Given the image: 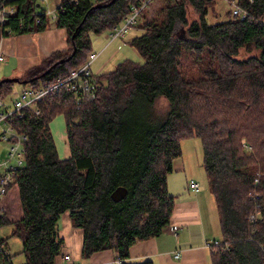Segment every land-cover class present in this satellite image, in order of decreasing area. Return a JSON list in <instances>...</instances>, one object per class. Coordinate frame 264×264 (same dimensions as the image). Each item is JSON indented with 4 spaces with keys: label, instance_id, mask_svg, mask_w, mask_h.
<instances>
[{
    "label": "trees",
    "instance_id": "16d2710c",
    "mask_svg": "<svg viewBox=\"0 0 264 264\" xmlns=\"http://www.w3.org/2000/svg\"><path fill=\"white\" fill-rule=\"evenodd\" d=\"M211 1L164 0L130 43L145 64L125 60L100 75L96 101L78 107L63 87L38 105L39 115L26 110L11 122L28 141L0 228L13 225L26 264H55L63 255L59 222L66 213L84 232L83 259L112 250L120 264H154L131 262L130 250L170 225L176 199L168 177L182 158V142L193 138L202 142L222 233L212 264H264V0H237L250 13L246 20L229 12L228 20L209 24ZM41 3L12 0L16 14L0 28V38L52 26L68 32L66 51L20 79L33 88L67 78L92 54L90 34L113 31L142 6L141 0H61L53 21ZM188 5L199 15L191 24ZM179 25L184 35L177 38ZM243 49L258 55L240 60ZM14 84L0 82V97L11 95ZM162 97L170 109L158 117L154 107ZM58 116L66 121L67 159L59 157L51 130ZM121 187L127 195L114 202ZM4 252L0 264H12Z\"/></svg>",
    "mask_w": 264,
    "mask_h": 264
},
{
    "label": "crops",
    "instance_id": "0c3cea01",
    "mask_svg": "<svg viewBox=\"0 0 264 264\" xmlns=\"http://www.w3.org/2000/svg\"><path fill=\"white\" fill-rule=\"evenodd\" d=\"M67 49L68 32L55 26L38 35L2 37L0 53L4 60L0 61V82L7 79L20 80L54 53ZM100 54H97L98 58ZM113 56H118V53ZM110 63L111 60H106L98 74ZM196 173L199 171L194 169L191 157L183 154L181 159L176 160L174 170L168 177V191L176 199L170 225L161 236L135 244L130 250L131 262L212 264V252L206 244L221 240L219 214L216 201L208 189H200L197 194L190 190L189 182L196 181ZM59 233L65 242L63 255H72L79 264H119L117 255L112 250L96 253L87 260L83 259L84 232L73 227L69 213L62 216ZM177 254L180 255L179 259H176Z\"/></svg>",
    "mask_w": 264,
    "mask_h": 264
},
{
    "label": "built area",
    "instance_id": "2783aa9c",
    "mask_svg": "<svg viewBox=\"0 0 264 264\" xmlns=\"http://www.w3.org/2000/svg\"><path fill=\"white\" fill-rule=\"evenodd\" d=\"M12 0H0V28L9 23L10 18L16 14V7L11 5ZM41 2L47 0H40ZM157 0H141V7H132L131 13L127 18L124 19L121 26L115 28L111 34V42L123 39L129 33L130 29L138 24V21L142 18V12L150 9L151 5ZM174 4H178L182 0H172ZM231 5V14L234 18L240 20H246L250 13L247 9L240 6L237 0H225ZM47 17L55 21L57 19L56 10H48ZM98 59L96 53H92L88 61L81 67L73 70L67 78L58 79L54 85L33 88L30 87L24 90L19 97L13 101L12 106L8 103L7 97H0V127L3 124L8 126V129L4 131L1 136V140L6 142L10 146L9 159L0 161V168L5 169L4 173L0 174V222L3 220L6 214L3 202L7 191L15 182V173L24 167V144L28 141V137L19 134L12 121L17 117L21 118L26 110L35 112L36 115L40 114L38 105L42 103L45 98L54 92H58L61 88L73 96L78 107L84 104L91 103L97 100L99 94L98 77L100 74H94L91 67L93 63ZM4 57L0 53V61H3ZM16 164L10 166L12 162ZM190 190L195 194L200 192L201 186L194 180L189 182ZM254 217H252L253 219ZM220 245V241L207 242L206 246L211 251ZM5 251V252H4ZM0 252H4L5 256L8 257V250L5 244L0 239ZM180 255H176V259H179ZM61 262L69 264H79L72 255L64 254L59 257L55 264ZM119 263V262H118ZM120 264V263H119Z\"/></svg>",
    "mask_w": 264,
    "mask_h": 264
},
{
    "label": "rangeland",
    "instance_id": "374dc122",
    "mask_svg": "<svg viewBox=\"0 0 264 264\" xmlns=\"http://www.w3.org/2000/svg\"><path fill=\"white\" fill-rule=\"evenodd\" d=\"M170 1L172 2V4H174L172 0ZM60 2L61 0H48L47 2L43 1L41 4L48 10V8L57 9L60 5ZM211 3L212 4L209 5V24L220 23L231 18L228 14L231 11V5L228 4L225 0H212ZM163 4L164 0H157L156 2H154L151 5L150 9L145 12L143 16L144 18L139 20L138 24L135 27L131 28L129 33L123 39H119L115 42L110 43L112 31H106L100 35L90 34L92 40V53H101L98 60L91 67L93 73L98 74L99 70L101 69V65H103L106 60H111V63L107 67L105 66L100 75L113 72L117 68V66L120 63H123L125 60L133 62L138 66L144 65V59L130 46V43L133 39L144 34V31L142 29V22L153 20L159 14ZM187 12L189 24L198 20L199 15L193 6L188 5ZM185 30H187V28ZM183 35V28L181 25H179L177 27L175 36L178 38ZM111 44L112 46H110ZM106 46H108V48ZM114 53H118V56L114 57ZM257 55V51L250 52L243 49L240 51L238 59L245 60L251 56ZM29 88L30 86L24 84H14L12 94L6 98L8 103L12 106L13 101H15V99L19 97V95L24 90H27ZM169 109L170 104L168 100L162 97L154 107V112L158 117H163L169 111ZM7 129L8 126L4 124L3 127H0V161H4L10 158V146L6 142L1 140L2 134ZM51 130L57 144L59 157L61 159L69 158L70 150L67 141V129L64 116H58L53 120V122L51 123ZM202 149V142L199 139L184 140L182 142L183 154H186L188 158L191 157L194 164V169L196 171H199V173H196L195 175V180L200 184L201 189L205 190L206 188L209 190L207 174L202 166ZM15 164L16 162L13 161L10 166H13ZM4 171L5 169L0 168V174L4 173ZM13 231L14 227L12 224L3 226L2 228H0V239L7 241L8 251L12 258V264H26V257L23 254L22 241L17 237H13Z\"/></svg>",
    "mask_w": 264,
    "mask_h": 264
},
{
    "label": "water",
    "instance_id": "95a60500",
    "mask_svg": "<svg viewBox=\"0 0 264 264\" xmlns=\"http://www.w3.org/2000/svg\"><path fill=\"white\" fill-rule=\"evenodd\" d=\"M5 81L12 82L15 84L16 83L22 84V82L19 79H7ZM126 195H127V190L121 187L113 193L112 199L114 202H120L126 197Z\"/></svg>",
    "mask_w": 264,
    "mask_h": 264
}]
</instances>
